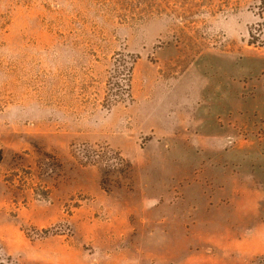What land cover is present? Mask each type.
I'll use <instances>...</instances> for the list:
<instances>
[{
	"label": "rangeland",
	"instance_id": "1",
	"mask_svg": "<svg viewBox=\"0 0 264 264\" xmlns=\"http://www.w3.org/2000/svg\"><path fill=\"white\" fill-rule=\"evenodd\" d=\"M0 264H264V0H0Z\"/></svg>",
	"mask_w": 264,
	"mask_h": 264
}]
</instances>
